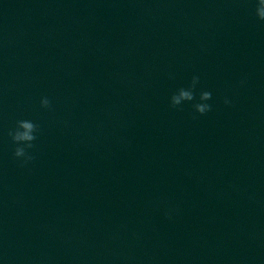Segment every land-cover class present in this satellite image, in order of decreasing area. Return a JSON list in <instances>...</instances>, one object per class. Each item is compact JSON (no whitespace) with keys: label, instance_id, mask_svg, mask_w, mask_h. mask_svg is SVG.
Masks as SVG:
<instances>
[{"label":"water","instance_id":"water-1","mask_svg":"<svg viewBox=\"0 0 264 264\" xmlns=\"http://www.w3.org/2000/svg\"><path fill=\"white\" fill-rule=\"evenodd\" d=\"M255 8L0 0V264H264ZM193 75L197 100L171 108ZM18 119L40 125L24 167Z\"/></svg>","mask_w":264,"mask_h":264},{"label":"clouds","instance_id":"clouds-1","mask_svg":"<svg viewBox=\"0 0 264 264\" xmlns=\"http://www.w3.org/2000/svg\"><path fill=\"white\" fill-rule=\"evenodd\" d=\"M255 16L259 21L264 22V0H255ZM200 83V77L193 75L187 87H180L169 98L170 107L179 109L186 102L197 100V85ZM212 99V92L201 90L198 101L192 104L194 112L203 116L212 110V105L208 103ZM224 103L230 105L231 101L225 98ZM52 100L48 96L40 98V107L45 110L52 109ZM40 125L31 119H18L15 126L8 130V136L15 145L13 149V158L16 159L21 167L28 165L35 159L30 151L35 148V141L38 139ZM171 215V210L167 213Z\"/></svg>","mask_w":264,"mask_h":264}]
</instances>
